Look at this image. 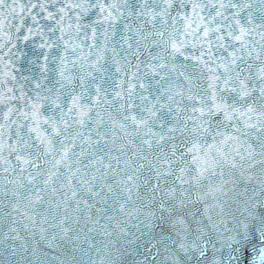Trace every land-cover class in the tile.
Segmentation results:
<instances>
[{
  "label": "snow or ice",
  "instance_id": "1",
  "mask_svg": "<svg viewBox=\"0 0 264 264\" xmlns=\"http://www.w3.org/2000/svg\"><path fill=\"white\" fill-rule=\"evenodd\" d=\"M0 264H264V0H0Z\"/></svg>",
  "mask_w": 264,
  "mask_h": 264
},
{
  "label": "water",
  "instance_id": "2",
  "mask_svg": "<svg viewBox=\"0 0 264 264\" xmlns=\"http://www.w3.org/2000/svg\"><path fill=\"white\" fill-rule=\"evenodd\" d=\"M20 51L29 52L31 53L30 45L26 46L22 41H17ZM16 51V49H13Z\"/></svg>",
  "mask_w": 264,
  "mask_h": 264
}]
</instances>
